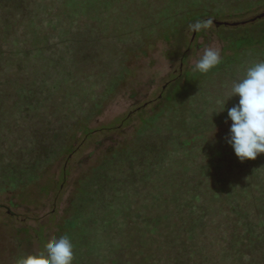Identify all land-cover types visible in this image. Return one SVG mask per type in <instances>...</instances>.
I'll return each mask as SVG.
<instances>
[{"label":"rangeland","instance_id":"rangeland-1","mask_svg":"<svg viewBox=\"0 0 264 264\" xmlns=\"http://www.w3.org/2000/svg\"><path fill=\"white\" fill-rule=\"evenodd\" d=\"M54 1H59L58 7ZM124 1L114 0L112 3L122 5ZM44 2L49 4V9L50 6L55 9L53 12L48 10L49 13L65 12L68 16L61 17L70 29L68 39L71 46L68 42L61 48L53 46L36 52L20 51L25 48V40L19 32L5 26L7 12L0 11V50L12 46L21 54L15 57L14 65L13 57L6 51L0 55V264H15L17 257L41 252L48 240L68 236L69 223L77 219L74 205L80 199L81 183L87 178L92 183L91 195L96 192L97 197L108 196L113 203L126 204L127 209L119 219L113 222L111 218L100 220L113 224V229L109 227L106 232L110 236L103 245L136 256L137 246L153 251H150L154 253L152 256L139 259L137 264H256L249 254L255 255L253 261L264 264V227L258 225L260 220L264 221V218L260 219L264 210L257 207L254 200L260 192L264 193V155L242 163L226 142L231 121L225 123L227 108L239 101V97H234L227 103L228 89L233 81L244 76L248 67L264 61V49L246 51L239 57L234 55L228 41L218 36V33L229 34L230 30L226 29L234 27L222 28L214 22L232 23L253 18L264 12V0H225L228 9L244 7L246 11L236 17L225 14L209 17L213 24L199 33L190 29L189 25L193 23L180 25L168 40L167 35L163 36L167 25L178 21L163 26L155 18L152 26L150 19L154 12H158L153 8L152 0L145 3L140 0L138 9L132 10L139 24L149 25L150 34L144 26L138 36L132 28L119 24L125 9L119 11L120 8L106 0L102 3ZM251 3L253 6L249 7ZM10 4L12 11V0L0 1L2 7L8 8ZM166 5L160 0L159 12ZM17 16L16 21H21V14ZM36 28L37 32L44 34L55 33L48 24H38ZM63 30L64 33L68 31ZM141 35L148 38L136 51L120 49L123 46L111 47L109 40L114 36L134 43ZM208 46L218 49L221 54L218 67L234 59L238 64L228 74L219 75L217 71L207 75L193 71L202 49ZM112 56L117 58L116 65ZM94 78L96 81L100 79L102 89L92 87ZM216 88H220L221 94L210 96L209 91ZM75 92L79 100L90 103L80 102L77 109L74 107L69 113L55 107ZM216 95L219 97L213 98ZM221 99L224 105L218 106L217 101ZM168 110L173 111L169 118L175 126L166 116L156 124L153 135L139 137ZM187 123L191 126L189 129ZM182 133L187 137L181 136ZM147 144L153 145L154 149H147ZM191 148L203 149H194L193 154L182 156V150ZM209 152L210 155L220 153L216 160L227 158L228 166L216 170V162L210 163L203 157ZM115 154H120L119 161ZM108 157L117 163H106ZM103 164L108 166L107 173L111 176L105 186H101L100 181L105 180L106 173L100 180L96 172ZM185 166L191 170L183 180H188L197 170L207 173L201 185L190 184L192 188L182 194L184 198H193L199 203L211 196L213 200L206 205V210L220 209H214L213 216L206 217L213 223L208 226L204 222L203 228L222 231L234 225L233 233H238V240L233 241L231 248L229 244L219 246L220 255L226 250L230 252L227 257L211 259L207 256L210 247L206 248L204 243L193 247L192 243L183 253L188 256L177 261L172 253L167 257L173 244H163L165 238L160 237V241L155 242L145 237L154 228L157 229V232L153 231L154 237L162 232H166V237L167 229L176 235L184 230L179 227L184 224L182 221L178 225H168L181 214L177 205L169 204L174 198L171 199L166 186L171 174L178 167L183 170ZM225 173L231 174L228 178L232 179V186L219 180L227 179ZM146 174H151V180ZM202 185L208 188L198 190ZM229 190L234 193L231 197ZM230 206L235 207L233 213ZM167 214L171 221L162 218ZM97 229L105 236L102 228ZM71 236L75 248L77 243L80 244L81 236L77 235V238L72 232ZM182 250L179 249L180 253ZM98 255L93 252L87 259H94L92 264H112ZM127 261L125 258L118 264H131Z\"/></svg>","mask_w":264,"mask_h":264},{"label":"trees","instance_id":"trees-1","mask_svg":"<svg viewBox=\"0 0 264 264\" xmlns=\"http://www.w3.org/2000/svg\"><path fill=\"white\" fill-rule=\"evenodd\" d=\"M3 1V0H0ZM13 5L12 8L13 10L11 11V4L6 7L0 6V11H6L7 15L5 18V26L9 27V29L13 32H19L20 35L25 40V48H22L20 51H26V52H36L38 49L40 50H49L51 48L55 47H64L62 44H67L68 42L70 43L69 35H70V29L65 26L64 22L65 19L64 17H68L65 12H60L56 14H51L48 12H53L55 9L50 6L49 9V4L47 5L44 0H12ZM76 2H105V0H75ZM114 0H106V2L110 3L111 5L120 8L119 11H122L125 9L126 13L122 17H120V23L122 24L121 26L124 27H129L132 28L133 31H135V34L138 36V34L143 30L144 26H147L148 28V33H149V25H141V23H138L136 14L132 10L138 9V4H141L140 0H126L122 5L120 4H115L112 3ZM129 1V4L128 2ZM147 0H144V3ZM159 1L157 2L155 6L156 0H152L153 8L155 7V10L158 12H154V14L151 17L150 24L153 26L154 22L152 20H160L159 22L164 26L166 25L165 23L167 22H175L174 25H167V30L165 31L163 36L167 35V40L171 38V36L176 32V30L181 26L188 24V23H195L198 20H207L209 17H219L222 14H225L226 16H232L236 17L239 14L244 13L246 10L244 7H238V8H232L228 9L229 5L227 6L224 5L225 0H162L165 2L166 7H162V10L159 12ZM31 2V3H30ZM56 2V6H59V1H54ZM126 2V4H125ZM9 3V2H8ZM258 4H261L258 2ZM253 6V4L248 5ZM142 7V5H141ZM18 14H21L22 20L21 21H16L18 19ZM217 14V15H215ZM64 16V17H61ZM183 23L181 24V22ZM55 23H57V28H55ZM180 23V24H179ZM38 24H48L55 33H48L44 34V32H37L36 25ZM14 25H19V28H15ZM89 27V26H88ZM80 28V26H78ZM222 28H225L222 26ZM63 29H67L68 31ZM226 30H230V33L225 35L223 33H218V36L221 38V40L228 41V46L231 48V50L234 52V55H237L238 57L240 54L245 53L246 51H254V50H262L264 49V20H258L253 24L250 25H245V26H238L234 28H227ZM152 33V32H151ZM155 34V31H154ZM56 36H59L60 39H58ZM45 37H48L47 39ZM147 37V36H146ZM152 37V35L150 36ZM154 37V36H153ZM148 38V37H147ZM145 36L141 35L137 39L136 42L134 43H129V39H122L119 40L116 37H110L109 40H111V47H120V49L127 50V51H136L141 49V47L144 45L145 41L147 40ZM67 39V41H65ZM105 40V39H104ZM32 41V42H30ZM102 41V40H100ZM144 41V43H143ZM35 43V46H31V43ZM71 46V43H70ZM191 48V44H190ZM189 48V50H190ZM2 48L0 50V55H3L1 52L6 51L7 54H10L13 58L12 64L14 65V59L17 57V55L20 54V51H17L18 48H14L12 46ZM188 52V51H187ZM5 53V52H4ZM21 55V54H20ZM115 55V54H114ZM112 61L114 62V65L117 64V58L115 56H112ZM232 59V57H229ZM237 59L229 61L227 64L223 65L222 67H216L213 69L211 72L216 73L218 71L219 75L222 73L228 74V72L235 67ZM119 65V64H118ZM241 65V64H239ZM113 66V65H111ZM211 72L207 73V75L211 74ZM245 74V73H244ZM97 79L91 80V85L92 87H97L99 89L103 88V84L101 81H96ZM2 83V82H0ZM188 88H185L184 91H187ZM183 91V93H184ZM190 92V91H189ZM220 88L214 89V91H209L210 96H213L215 93L216 94H221ZM170 94V92L168 93ZM190 94V93H189ZM183 97V96H182ZM181 97V98H182ZM219 95L214 96L213 98H217ZM68 98V97H67ZM65 100H62L63 102H59L55 105V107L58 108V110H68L71 112L73 108L75 107L74 110L77 109V106L79 105L80 102H83V100H79V96H77V93L75 92L74 95H69V98ZM77 98V99H76ZM183 100V99H182ZM181 101V100H180ZM90 102H83V104H87ZM175 111V110H174ZM203 111V110H202ZM201 111V112H202ZM173 111L171 110L168 112H165L160 118L156 119L153 123H151L144 131H142L139 134L140 138H145L148 137L149 135H153L154 132V127L156 124H158L160 121H163V118L167 116L169 123L172 126H175V124L170 121L172 116ZM1 123V119H0ZM191 126H189V123H187V129H189ZM73 129V128H71ZM186 129V130H187ZM175 130V129H174ZM187 134L182 133L181 136L187 137ZM141 140V139H140ZM147 149H152L153 145L147 144L146 146ZM206 148H210L207 146ZM205 148V149H206ZM154 149V148H153ZM152 149V150H153ZM192 149V148H191ZM191 149H185L186 151L182 150V156L183 155H188V154H193L194 149H203V148H193ZM121 152V151H120ZM211 152L203 155L204 159L208 160L210 163H215L216 162V170L222 169L221 167H227L229 164V160L227 158H221V160H216V157L220 154L217 153L215 155H210ZM203 154V152H202ZM117 156V159L119 161V155L120 154H115ZM106 163H117L115 162V159H112L108 157V159L105 160ZM256 164V162H255ZM104 165V164H103ZM100 166L99 171L97 170V176L101 178L100 180H103L104 178L102 175L106 173V177L104 181H100L101 186H105L108 184L110 181L108 178H110V174L107 173V165ZM191 170V167L189 168L188 166H185L183 170H181L180 167L177 168L175 172L171 174V170L167 173V177L171 174V177L169 180H167V193L171 195V199L174 198V203L170 202L167 199V203L169 204H175L177 205L178 208V213L181 214L179 218L173 219V223H168L171 225H178L179 221H182L184 224L179 225V227L183 228L184 230L181 231V233H178L177 235L174 234L172 231H168L170 229H167V236L165 237L164 234L166 232H162L163 234L155 235L153 231L157 232V229L154 228L153 231H149L148 235H146V239H151L155 242L160 241L161 238H165L163 240V244L167 243L168 244H173L174 247L169 248L167 251V257L172 253L171 256L176 257L177 261L182 259L183 256H188V255H183L185 251H187L190 247V245L193 243L195 245L202 244L207 247H210L207 256L213 258H218V257H227L229 256L230 252L225 251L223 255L219 254V246L221 244H229L228 246L231 248L232 245L234 244L233 241L235 239L238 240L237 236L238 233L234 232L233 233V227L234 225L229 228L225 229L222 231L217 230L216 228H203L204 222L206 225H210L213 222L211 220H207V216H213L214 214V209L216 211H220L218 207L213 208L212 211H207V204L209 203L210 200H213V197H208L210 199H206L205 201H200L199 203L195 202L193 198L191 199H185L182 194L188 189L192 188L190 184H195L198 183L201 185L203 183L202 180H204L203 176L207 173L204 170L200 171H195L194 175H192L188 180H183L184 175L188 173ZM202 175V177H200ZM225 178L226 180L219 179L225 184H230L232 186V179L228 178V176H231L230 173H225ZM151 174H146V178L148 180L150 179ZM108 179V180H107ZM99 182V184H100ZM96 183V182H95ZM197 186V185H195ZM115 187V186H114ZM206 188H208L206 185L205 186H200L198 187V190L202 191ZM91 188H92V183L90 178L85 179L84 182L81 183L80 187V199L78 202H75L74 208H75V217L77 218L75 222L69 223L67 227V232H68V237L70 240H72L71 232L75 234V236H81L80 244L77 243L75 248H74V261L73 264H92L94 263V259L88 260L87 258L94 252L96 255H98L99 258L102 257V260L104 261H111L112 264H118L119 261H123L125 258L131 262V264H137L139 263V259H147L150 256H152L154 253H151L150 249H146L144 247H136V253L137 256L134 253H126L125 251L121 249L117 250H112L108 246L103 245L105 241L108 240V236L110 234L106 233L109 227L113 229V224H105L100 222L106 219L111 218V222L114 220L119 219L118 217L125 213V208L127 209L126 204L122 205V203L119 205L120 201H117L118 198H113V200L117 201L116 203H113L112 201H109L108 196H98L96 192L91 195ZM197 188V187H194ZM193 188V189H194ZM104 189V187H102ZM211 193L213 190H209ZM98 192V191H97ZM159 192H163V190H159ZM233 192L229 190V197L233 196ZM182 195V198L180 200L179 196ZM178 200V201H177ZM255 200V205L257 207H260L262 210H264V193H261L254 199ZM177 201V202H176ZM168 204V205H169ZM111 207V208H110ZM107 208V209H106ZM231 213H233V210H235L234 206H230ZM101 213V214H100ZM139 215V214H138ZM163 219L167 218L169 220V215H165L162 217ZM264 218V213L262 212V215L260 217ZM149 219V218H148ZM153 221L157 220V218H151ZM133 220V219H132ZM151 220V221H152ZM158 223V222H156ZM175 223V224H174ZM259 226L264 227V221L260 220L259 221ZM225 226L227 227V224L225 223ZM102 228V232L105 233V236H102L97 232L99 229ZM228 230L229 232H227ZM151 234V235H150ZM152 238H151V237ZM78 238V237H77ZM176 240L178 241L177 243ZM91 242V243H89ZM238 243V241L236 242ZM139 244V243H138ZM161 244V243H160ZM159 244V245H160ZM159 248V246L157 247ZM84 249V251H83ZM179 249H183L182 252L180 253ZM112 250V251H111ZM151 251V252H150ZM238 253L240 254V251L238 250ZM248 256L251 257L252 262L256 264H260L258 261H253L255 259V255L249 254ZM127 261V262H129ZM103 264V263H102ZM252 264V263H250Z\"/></svg>","mask_w":264,"mask_h":264},{"label":"clouds","instance_id":"clouds-1","mask_svg":"<svg viewBox=\"0 0 264 264\" xmlns=\"http://www.w3.org/2000/svg\"><path fill=\"white\" fill-rule=\"evenodd\" d=\"M212 24L209 18L198 20L189 27L199 33ZM220 63L219 50L211 46L204 47L193 71L207 74ZM227 96V103L234 97H239V101L235 106L227 108L228 120L225 123L231 121V126L226 142L242 163L254 161L264 155V61L248 67L242 78L233 81ZM217 105H224V100H218ZM73 261L74 246L70 238L64 235L59 239L48 240L39 253L17 257L15 264H73Z\"/></svg>","mask_w":264,"mask_h":264},{"label":"water","instance_id":"water-1","mask_svg":"<svg viewBox=\"0 0 264 264\" xmlns=\"http://www.w3.org/2000/svg\"><path fill=\"white\" fill-rule=\"evenodd\" d=\"M264 19V12H262L261 14L253 17V18H250L248 20H244V21H238V22H217V21H214L216 23V25L218 27H222V26H226V27H238V26H245V25H248V24H252V23H255L256 21L258 20H262Z\"/></svg>","mask_w":264,"mask_h":264}]
</instances>
